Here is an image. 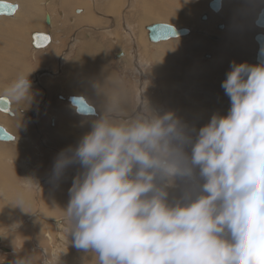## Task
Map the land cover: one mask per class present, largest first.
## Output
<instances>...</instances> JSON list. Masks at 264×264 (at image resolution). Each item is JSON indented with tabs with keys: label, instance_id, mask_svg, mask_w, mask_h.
<instances>
[{
	"label": "clouds",
	"instance_id": "9594fccd",
	"mask_svg": "<svg viewBox=\"0 0 264 264\" xmlns=\"http://www.w3.org/2000/svg\"><path fill=\"white\" fill-rule=\"evenodd\" d=\"M230 67L221 85L229 113L214 115L195 143L172 114L117 122L105 112L60 155L57 178L83 170L64 211L73 248L98 264H264V64ZM30 89L21 78L7 95L28 102ZM196 169L201 194L169 206L166 189Z\"/></svg>",
	"mask_w": 264,
	"mask_h": 264
},
{
	"label": "rangeland",
	"instance_id": "374dc122",
	"mask_svg": "<svg viewBox=\"0 0 264 264\" xmlns=\"http://www.w3.org/2000/svg\"><path fill=\"white\" fill-rule=\"evenodd\" d=\"M36 1L38 3L42 0ZM55 1H58L57 4L61 5L60 8H62L60 10H62V5L64 2H59V0ZM67 1L72 4L66 10L64 9V12L67 13L68 16L76 18V14L73 13L74 9H84L86 11L87 7L82 4L88 5L89 11L92 13L88 2H94V0ZM96 1L98 0H95V2ZM99 1H103V3L108 2L107 0ZM150 1H153L152 6L157 3L156 6L160 4L161 7L160 8L157 6V12L155 9L150 10V12L154 14L152 18H155L165 13V5H167L168 1L170 2L171 0H165L166 2L164 0ZM210 1L211 0H197V3L201 2V5L193 12V16L191 18L192 22H188L186 20L185 22H178L173 20L170 22H164V24H169L180 29L181 27H185L186 25L188 26L189 24H194L196 19H198L197 21H200V23H204L209 20V23H211L212 25L216 24L217 22H221L220 24H225L228 31L231 27L232 21H235L236 23L242 22V18H245V23L250 34L248 36L247 42L249 46L247 48V55L242 64L249 65L248 59L256 49L255 43L252 39L253 31L257 30L254 26V21L256 20L257 14L260 10V4L264 2V0L225 1L222 4L224 14L221 10H219L223 16L219 21L214 16L215 13L213 14V12H211L207 8V3H209ZM145 2V0H121L120 7L122 8H120L119 10L118 20L116 19L117 26L110 22V18H113L112 16L110 17L106 14H100L105 12V7L102 6L100 11L96 12L94 10L95 13H92L94 15V18L100 23L98 26L94 27H85L82 24L75 25L76 20L69 21L63 18L61 19V17H57L59 15L55 13L56 7L55 2H53L51 5L46 7V12L54 15L55 20V26L51 31V33L54 34V43H52L49 49L46 48L42 51H33L30 47L29 42V34L31 33V31H42L36 29L31 30L30 28L34 26V23H37L39 25L41 24V26H46L44 21H42V7L33 10L31 14L23 15V21L21 24L25 27H27L28 25L29 26L27 28H24L25 30L22 34L23 39H21L20 47L17 44L16 49H18V51H15L16 49L14 48L11 49L8 42L5 45H0V58H2L0 62V76H4L3 78H0V96L6 97L10 101L12 111L15 114L7 115L0 112V124L7 127L8 132L11 135H25V140L23 145L21 146V149L18 148V145L12 142H10L11 144L4 143L2 144L3 146H0V200L2 201V203H4L3 205L11 204L9 198L3 197L5 187L1 191V185L3 186V183L5 182L6 174L12 175L14 179V186L19 192L27 195L32 200L34 197L35 201H37L38 198L43 197L44 194H48L47 196L50 198V201L56 200L62 195L63 191L66 192L70 188L68 187V185L63 186L61 183H59L63 175L59 178L55 176V162L62 153L67 155L68 151L71 148L72 150H74L78 147L82 138L92 131V126H90V123L88 121L95 120L100 116L96 115L97 118H93L92 116L91 118H84L80 115L78 116L75 113V109L73 107L71 108L69 103L67 104L66 98L74 95L77 96V94H69L63 90V88L67 84V79L70 77H74L77 81L82 80L81 85L84 82L83 88L88 90L91 89L89 85L94 84V80H92V78H96L98 81H100L99 83L102 84V93L107 92V94L101 93L100 96L107 98L108 101L110 100L109 103H107V107H105V109L109 110L106 112H110V114L117 122L131 121L135 120L138 117H142L144 119H152L154 117H163L167 114H172L174 118L180 122L181 126L185 128V130H190L191 126L195 125V131L193 133L189 132L188 134L191 136V138L196 139L198 131L203 128V126L196 127L197 123L192 124L186 120H181V118L176 115L177 110H180V108L184 107L186 111L192 110L194 114L199 115L197 120L193 119L195 121H203V119H205V113H208L210 115H219L220 113H226V115H228L231 108V103L230 99L225 95L221 85L227 78V75H224V71H226V69H228V65L231 66V64L227 63L228 61L226 62L225 58L219 56V53L223 50L228 49L230 46H223L221 43L215 44L210 38L206 39L207 37L201 36V38H204L202 39V42L204 41V44L206 43V48L195 52H187L184 47L191 40L197 39L195 35H191L192 37H187L186 39H175L157 45H152L148 42L147 39V42L145 43L146 48L144 46L140 47V41H137V39L140 36L141 27L143 28L145 26L158 23L156 22V20H153L151 22L139 21V19L144 16L143 5L145 4ZM176 2L178 4L180 3L181 5L178 6ZM169 4L173 5V7L174 5H177L178 7H176L179 9V11H181L184 8L183 5L185 6L190 3H182L181 1L179 2V0H173V2H170ZM241 4H246L247 7H238V5ZM206 11L209 13V16H207L206 21H201L200 17L203 15H207ZM243 12H246V14H244ZM217 14L218 13H216L215 15ZM180 17L182 16H179L177 18ZM2 18L1 19L4 21L2 22V20L0 19L1 30H8L9 25H6L5 23L13 22L16 19V17L14 19H8L9 17L4 16ZM119 20L120 22H118ZM138 21L139 26L137 27L136 23ZM225 25L223 29H225ZM215 28L216 27H213V30H215ZM196 29L197 28H195V30ZM204 29L207 28L205 27ZM1 30L0 32L4 33ZM215 31L218 30L216 29ZM227 31L223 35H225ZM210 32L212 34L215 33L212 31ZM262 32L264 34V31ZM86 33L89 34L90 41L84 39L86 37H84L83 34L86 35ZM8 35L10 38L13 37L10 34ZM114 35L117 36L116 39L112 38ZM2 46H8L9 48L5 50ZM83 49H85V51L87 49L88 52H84ZM92 49H94V51ZM119 51L124 52L125 58L123 57L122 59V55L119 57L116 56ZM67 54L68 56H66ZM174 54H178L180 56V59L176 58V56L173 57ZM205 56L208 57L205 58ZM5 57H7V63L4 61ZM14 58H17V64L11 62ZM77 61L79 64L77 63ZM140 63L143 65V67H141L142 71H134V67H132V64L136 65ZM213 67L222 68L221 70H219L220 72L216 71V73H214L213 71H207V68L212 70ZM187 72L191 73V76H186ZM144 75L146 79H143ZM6 76H8L7 80L5 79ZM83 77L85 79H83ZM21 78H30L31 81H36L37 84L36 85L35 83H33L31 85L30 98L28 102H22V104L17 103L7 95L8 90ZM106 78L108 80H106ZM113 80L115 81V83ZM38 82L41 83V85ZM104 88H106V90H104ZM202 90L209 91L210 94H213L214 92L217 95H220L221 98L219 99V102L225 103V110L221 112L216 109L217 111L215 110L216 113H214L213 109H215L217 100H215L214 98H211L210 100V98L208 99L205 95H202V93L199 94V92H201ZM89 93L95 94L96 96L98 95L93 91ZM192 95L198 96L194 99V101H197L194 104L191 103L188 99V97L190 96L193 100ZM61 96L64 98H62ZM78 96L84 98L87 104L93 106L95 108L96 114H104L97 107L96 100L93 97H90L89 99L85 94H78ZM100 96H98V98ZM98 103L103 106L102 100H99ZM183 104L184 107L181 106ZM52 105L54 106V108H51ZM44 106H46L45 110L42 109L38 111L40 108H44ZM67 107L69 109L71 108V110L74 109V111H72L69 115H67L65 112V110L68 109ZM25 109L28 110L25 111ZM55 109L58 110L55 111L56 113L61 112V116H58L57 114V118H55L57 120L51 123L50 118L55 114ZM27 111L30 112L28 113ZM197 111H199L200 114L196 113ZM77 116L81 119H78ZM10 118H13L14 120H10ZM28 118H30L31 121ZM67 119H69V121H67ZM70 120H72L73 122H71ZM31 123L33 124V126ZM78 125L81 126L78 127ZM21 128L23 130H21ZM64 138H66V146H69L68 151L64 149ZM193 143H195V140L193 141ZM7 151H9V153ZM186 151L190 156L191 147H188ZM70 153L71 152L69 151L68 154L70 155ZM66 170H71V172L76 171L74 173L77 175H80L83 171L79 167V165L70 166ZM195 172L196 179L189 181L176 178L177 181L175 180L174 182L177 183L176 189H171V187H168L170 189L169 191L172 190V194L179 196V199L177 198L178 200L172 203L173 206L180 202H187L186 198H190L191 200L194 198L195 200L196 197L201 194L199 188L200 185H202L203 181L199 180V170L196 169ZM27 178H33V181L28 183L30 185L29 188L26 185V181H28ZM35 180L37 184L35 183ZM41 180H45L46 183L50 184L49 189L47 186L43 187V189L39 187V182ZM15 181L20 183V187L15 184ZM33 184H36L37 186L35 187V185ZM37 187L39 188V190ZM2 197L3 200L1 199ZM19 214L21 217H25L27 215L26 212ZM42 214L43 218L49 220L52 219L50 213ZM3 219L6 221V223L5 226H2L0 228V235H3L4 231L6 232L9 226L10 228L8 230V233L17 228V226L13 225L12 222L15 223L19 220L13 221L9 217L8 219ZM27 222L28 221L26 219V223ZM55 222L56 221L51 224V226H53V228H50L51 230H54L53 224L57 223ZM59 223L60 222H58V225ZM62 223L67 224L70 231L72 225L68 222L67 216L62 220ZM65 233H67V231L63 232L62 235H64ZM53 234L54 236H52L51 239L47 238L46 236L45 241L42 239L43 244H45L48 248H51L53 245L51 243H54L57 239L56 231H54ZM2 239L0 236V258L2 259L0 260V264H6V262L7 264H17V261L20 260H26V264H31L30 260H27L24 257L16 259L17 261L14 258H11L13 256L10 250H15L14 242L16 239H18V236H12L10 238V236L4 235ZM35 240L36 239H31V241L29 240L30 242L26 243L28 247L26 249L27 252H29V250L31 252L34 251L33 253L36 252V254L33 255L35 259H33L34 261L32 260V262H35L36 264H38L39 262L40 264H66L64 262H59L60 260L63 261L60 256L62 254L65 255L64 253L60 252L61 246L57 245V247H55L57 253L53 252L50 254L46 250H41L37 244V241ZM71 242L72 239L69 240V244H71ZM32 247L35 248L33 249ZM4 248L9 251L6 252ZM66 248H64L65 252L68 254V256L71 255L70 253L73 252V249L66 250ZM42 251L48 254L47 259L46 254H44L43 256L44 252ZM72 259V264H98V258H96L92 254L84 253L83 251L75 250V253L73 252L69 260L71 261Z\"/></svg>",
	"mask_w": 264,
	"mask_h": 264
},
{
	"label": "bare ground",
	"instance_id": "6f19581e",
	"mask_svg": "<svg viewBox=\"0 0 264 264\" xmlns=\"http://www.w3.org/2000/svg\"><path fill=\"white\" fill-rule=\"evenodd\" d=\"M3 1V0H2ZM5 2H9V3H16L18 5V9L17 11L11 16L9 17L8 19H14L16 17V19L13 21V22H6L5 24L6 25H9L8 26V30H1L3 31L4 33L0 32V45H5L9 44V47L14 48L16 49L17 48V44L19 45L20 47V42H21V39L22 38V34H23V31L25 30L24 28H27L25 27L24 25H22V21H23V15H26V14H31L33 10H36V9H39V7H42L43 8V18H42V21H44L45 23V20H46V16H48L49 18V22L45 25L47 26H44L41 24H37V23H34L33 27H31L30 29L33 30V29H36V30H42V31H31V33L29 34V42H30V47L32 48L33 51H42V50H45L46 48H50V46L52 45L53 42V37H54V34L51 33L53 27L55 26V20H54V15H52L51 13H47L46 12V7H48L49 5H51L53 2H55V13L59 16L57 17H61V19H66V20H76V23L75 25L77 24H82L84 25L85 27H94V26H98L100 23L94 18V15L92 13H95L94 10L97 12V11H100L101 10V7L104 6L105 9H104V13H100V14H106L108 16H112L113 18H110L111 21L114 25L117 26V20H118V14H119V10L121 6V0H107L108 2L106 3H103V1H96L94 0L93 1H89L88 4L90 5V9L92 10V13L89 11V6L86 5V4H82L84 5L86 8V11L84 9H74L73 13L76 14V18L75 17H72V16H68L67 13L64 12V9L66 10L67 8H69V6H71L72 4H70V2H68L67 0H59L64 2L63 3V9L60 10V4H57L58 1H55V0H44V3H43V0L42 1H39L37 3L36 0H17L15 2V0H4ZM82 1V0H80ZM88 1V0H87ZM145 4L143 5V14L144 16L141 17V19H139V21H143V22H151L153 20H156V22L158 23H164V22H170V21H178V22H185L188 21V22H192L191 18L193 16V12L198 8L200 7V3H197V0H179V2L181 1L182 3L183 2H187V3H190L188 5H183V9L181 11H179V9L177 8L179 5H181L180 3L178 4L177 2V7L174 5H171L169 4L170 2H173V0H171L170 2L168 1L166 8H164V11L165 13L160 15L159 17H155V18H152V16L154 15L153 13L150 12L151 9H155L156 12H157V6L160 7V4H158L156 6V4L154 6H152L153 4V1H150V0H145ZM165 1V0H164ZM176 1V0H174ZM212 1V0H211ZM225 1H233V0H223L221 2V8L220 10L223 12V8H222V4L223 2ZM166 2V1H165ZM87 3V2H86ZM210 3V2H209ZM207 3V8H208V4ZM62 4V3H61ZM45 5V6H44ZM205 5V4H204ZM238 7H244L246 8L247 5L244 4V5H238ZM161 8V7H160ZM163 8V7H162ZM177 8V9H176ZM264 8V2H262L260 4V10ZM176 9V10H175ZM259 10V12H260ZM258 12V13H259ZM218 14L215 15L214 13V16L217 18V20L219 21L222 16L221 12L218 11L217 12ZM244 14H246V12H243ZM156 14V13H155ZM182 14V15H181ZM204 14V13H203ZM206 14L207 15H203L206 17L205 20H202L201 17V21H206L207 20V16H209V13L206 11ZM224 14V12H223ZM258 15V14H257ZM102 16V15H101ZM147 16V17H146ZM179 16H182L180 18H177ZM3 16H0V19L2 18ZM177 18V19H176ZM3 19V18H2ZM1 19V20H2ZM5 19V18H4ZM117 19V20H116ZM109 20V19H108ZM114 20V21H113ZM198 19L195 20V23L194 24H189L188 26L186 25L185 27H181L180 29H187L189 30V33L187 36H184V37H179L178 39H186L187 37H192L195 35V37H197V39H193L191 40L184 48L185 50L188 52V51H198V50H202V49H205L206 46L204 44V41L202 42V39L204 38H201V36L203 37H207L206 39H211L215 44L216 43H221L223 46H230L228 49L226 50H223L222 52L219 53V56H221L222 58H225L226 62L229 63V64H233V62L236 64V65H240L242 64V62L245 60V57L247 55V48L249 47L248 46V36H249V31L247 29V26H246V23H245V18H242V22H235V21H232V24H231V27L229 28V30L227 31V26L225 24H220L219 22H217L216 24L212 25L211 23H209V20L207 22H204V23H200V21L198 22L197 21ZM223 20V19H222ZM4 20H2L3 22ZM139 21L136 23L137 24V27L139 26ZM75 22V21H74ZM102 22V21H101ZM120 22V20L118 21ZM142 22V23H143ZM1 24V23H0ZM43 24V23H42ZM95 24V25H93ZM156 24V23H155ZM203 24V25H202ZM218 24V25H217ZM121 25V24H120ZM129 25V24H128ZM152 25V24H151ZM216 25V26H215ZM224 25H225V29L224 28ZM149 26V25H148ZM192 26V27H191ZM188 27V28H187ZM197 28L195 30V28ZM207 28V29H204V28ZM213 27H216L215 30L217 29L218 31H215L213 30ZM103 28V27H101ZM147 26L145 27H141V30H140V36L139 38L137 39V41H140V47H145V43L147 42V39H148V34H147V30H146ZM223 29V30H222ZM257 30H254L253 33H252V39H254V36L258 33H263L262 29H258L256 28ZM90 30V29H89ZM105 30V29H104ZM114 30V29H113ZM212 32H215V33H211L210 31ZM259 30V31H258ZM12 31V32H11ZM227 31V33L225 35H223L225 32ZM33 33H42V34H46V35H49L50 37V42L47 46H45L44 48H40V49H35L33 48L32 46V34ZM10 34L11 36L13 37H9ZM113 34V32H112ZM91 35V34H90ZM192 35V36H191ZM84 39H87L90 41V36L88 33L83 34ZM113 39H116L117 36L114 35L112 37ZM137 38V36H136ZM141 38V39H140ZM95 39V38H93ZM176 39V40H178ZM171 40H175V39H171ZM171 40H168V41H171ZM210 40V41H211ZM168 41H165V42H168ZM254 41V40H253ZM116 42V41H115ZM148 42L151 43L148 39ZM138 43V42H137ZM161 43H164V42H159V43H151L152 45H157V44H161ZM255 43V42H254ZM219 45V44H218ZM208 46V45H207ZM5 50H7L9 47H5V46H2ZM87 47V46H86ZM255 51L252 53L251 57L248 59L249 60V65L250 66H259L257 63H255V53L257 51V45L255 43ZM66 48V47H65ZM146 48V47H145ZM10 50V49H9ZM68 50V49H67ZM94 51V49H92ZM15 51H18V49H16ZM84 52H88L87 49L85 51V49H83ZM96 51V50H95ZM178 51V50H176ZM69 52V51H68ZM22 53V52H21ZM70 53V52H69ZM74 53V52H73ZM115 53H116V50H115ZM96 54V53H95ZM81 55V54H80ZM122 55V56H121ZM68 56V54L66 55ZM72 56V55H71ZM117 57L121 56L122 59L123 57L125 56L124 52L123 51H119L117 54H116ZM176 56V58H179L180 59V56L178 54H174L173 57ZM208 57V56H205V58ZM210 57V55H209ZM63 58V57H62ZM125 58V57H124ZM64 59V58H63ZM121 59V60H122ZM211 59V57H210ZM2 58H0V62H1ZM7 57L4 58V61L7 63ZM177 60V59H176ZM247 60V61H248ZM60 61V60H59ZM63 61V60H62ZM205 61V60H204ZM211 61V60H210ZM11 62H14L15 64L18 63V60L17 58H14ZM206 62V61H205ZM78 63V61H77ZM223 63V61H222ZM63 64V63H62ZM79 64V63H78ZM64 65V64H63ZM134 67V71H138V70H141L142 71V68L143 65L140 63V64H132ZM62 66V65H60ZM131 66V65H130ZM23 67V66H21ZM101 67V66H100ZM131 67V69H132ZM20 68V67H19ZM218 68V69H217ZM222 67H213L212 70L208 69L207 68V71H213L214 73L217 72H220L219 70H221ZM205 69V68H203ZM231 70V67L228 65V69H226V71H224V75H227L228 72H230ZM140 71V72H141ZM62 73V72H61ZM135 73V72H134ZM14 74V73H12ZM82 74V73H81ZM90 74V73H89ZM131 74V73H130ZM136 74V73H135ZM175 74V72H174ZM95 75V74H94ZM103 75V74H102ZM101 75V76H102ZM217 75V74H216ZM74 76V75H72ZM186 76H191V73L187 72L186 73ZM4 76L1 75L0 78H3ZM33 77V76H32ZM85 77V76H84ZM83 77V79H85ZM91 77V76H90ZM113 77V76H112ZM111 77V78H112ZM8 76L5 77V79L7 80ZM80 78V77H79ZM105 78V77H104ZM109 78V77H108ZM145 78V75L143 77V79ZM27 79H30V78H27ZM114 79V78H113ZM146 79V78H145ZM92 80H94V84L93 85H89V87L91 88L90 90L88 89H84L83 88V84L81 85V81H77L75 80L74 77H70L67 79L66 81V86L63 88V90L66 92V93H69V94H77V96H71V97H79L78 94H85L89 99L90 97H93L95 100H96V105L97 107L99 108V110L102 112V113H105L106 111H109L107 109H105V107H107V103H109V101L107 100V98H104V97H101V93H102V90H101V85L96 78H92ZM102 80V79H101ZM106 80H108L106 78ZM110 80V79H109ZM112 80V79H111ZM115 80V79H114ZM113 80V81H114ZM222 80V78H221ZM220 80V81H221ZM39 81H42V80H39ZM105 81V80H104ZM30 84L32 85L33 83L36 84V81L33 82L31 81V79L29 80ZM87 82V81H86ZM93 82V81H92ZM106 82V81H105ZM39 83V82H38ZM104 83V82H103ZM111 83V82H109ZM115 83V81H114ZM41 85V83H39ZM38 84V86H39ZM37 85V84H36ZM88 86V84H87ZM107 86V85H106ZM109 88V87H108ZM104 90H106V88H104ZM93 91V92H96L98 95L96 96L95 94H92V93H89V92ZM1 92V90H0ZM4 92V91H3ZM104 93V92H103ZM102 93V94H103ZM107 94V92H105ZM104 93V94H105ZM202 93V95H205L208 99L210 98H214L215 100H217V104H215V109L214 110V113L215 110H219L221 112H223L226 108V105L225 103H220L219 102V99L221 98L220 95H217L216 93L213 92V94H210L209 91H205V90H202L201 92H199V94ZM98 96H100L98 98ZM62 97V96H61ZM70 97V96H69ZM68 97V98H69ZM198 96L196 95H192V98L193 100L191 99V97L189 96L188 99L190 100L191 103H196L197 101H194L195 98H197ZM0 98H3L0 96ZM6 98V97H4ZM64 98V97H62ZM67 99V98H66ZM138 99V98H137ZM99 100H102L103 102V106H101L98 102ZM65 101V99H64ZM10 103V101H9ZM22 104V102H20ZM25 103V102H24ZM68 104V103H67ZM70 105V104H69ZM142 105V104H141ZM56 106V105H55ZM184 107V104L181 105ZM28 107V106H27ZM57 107V106H56ZM71 107V106H70ZM46 106H44V108H40L38 111L40 110H45ZM51 108H54V106L52 105ZM65 108H66V105H65ZM68 108V107H67ZM72 108V107H71ZM71 108L69 109H66L65 112L67 115H69L72 111H74V109L71 110ZM24 109V108H23ZM144 109V108H142ZM22 110V109H21ZM28 110V109H25V111ZM57 109L54 110V112L56 111ZM216 110V111H217ZM58 111V110H57ZM28 113L30 111H27ZM96 112V111H95ZM156 112V111H155ZM10 113L11 115L14 114L13 111H12V108H11V103H10ZM167 113V112H166ZM196 113H199V111H197ZM57 114L58 116H61V112H58L54 115L51 116L50 118V121L51 123H53L55 120V118H57ZM200 114V113H199ZM202 114V113H201ZM15 115V114H14ZM13 115V117H14ZM96 115H101V114H95V116H92L93 118H97ZM181 120H186L188 121L189 123H192V124H196V127L198 126H203L205 127L206 125H208L211 121V118L216 115H210V114H206L204 115L205 119H203V121H195L193 119H198L199 115L197 114H194L192 110H188L186 111L185 110V107L184 108H180V110H177V114ZM7 116V115H6ZM79 116V115H78ZM77 116V118H78ZM201 116V115H200ZM217 116H220V117H227L226 113H220L219 115ZM8 117V116H7ZM20 117V116H19ZM81 117H84V118H91V116H81ZM136 117V116H135ZM13 119V118H10V120ZM30 120V118H28ZM33 119H36V118H33ZM78 119H81V118H78ZM83 119V118H82ZM14 120V119H13ZM38 120V119H37ZM31 121V120H30ZM29 121V122H30ZM36 121V120H35ZM67 121H69V119H67ZM71 122H73L72 120H70ZM92 121L94 120H89L88 122L90 123V126H92ZM33 122V121H32ZM37 122V121H36ZM92 122V123H91ZM82 123V122H80ZM28 124V123H27ZM32 124V123H31ZM74 124H77V123H74ZM54 125V124H53ZM3 128L6 129V131L8 132V128L1 125ZM28 126V125H27ZM30 126V124H29ZM33 126V124H32ZM81 125H78V127H80ZM195 125L191 126L190 130H186L187 133L191 132L193 133L195 130ZM21 130H23L21 128ZM14 140L12 141V143H15L16 145H18L21 149V146L23 145L24 143V140H25V135L21 134V136H14L12 135ZM196 140L195 138H192V141ZM7 143H10V142H7ZM2 144H4L3 142H0V146H3ZM11 144V143H10ZM68 147L69 146H66V148H64L65 150L68 151ZM72 150V148L70 149ZM2 151V149H1ZM22 151V150H21ZM9 153V151H7ZM57 153H61V152H57ZM69 153V151H68ZM67 153V155H69ZM72 154V152L70 153V155ZM22 165V164H21ZM74 172L76 171H72L71 170H66L63 174V177L61 178L60 182L63 186H66L68 185V187H70L66 192H62V195L57 198L56 200H52L50 201V198L47 196L48 194H44L43 197L41 198H38L37 201L34 200V197H33V200L28 197L27 195H24L22 194L21 192H19L15 186H14V179L12 177V175L10 174H6L5 175V182L3 183V186L1 185V191L2 189L5 187V191L3 193V197L4 198H9L10 201H11V204L10 205H3L4 203H2V201L0 200V228L2 226H5V223L6 221L3 219V218H6L8 219L11 218V220H19L18 222H12L13 225L17 226L14 227L16 228L15 230H12L8 233V230L10 228H8V230H6V232L4 231V234L0 235L1 236V239L4 235H8L10 236V238L12 236H18V239L15 240L14 242V248L15 250L11 251V254L13 257L11 258H14L15 260L18 259V258H21V257H24L25 259L27 260H30V263L31 264H36L35 262H32L33 259H35L33 257L35 253L31 252L29 250V252L26 251V249L28 248L26 243L30 242L31 239H36L35 241H37V244L38 246L40 247V249L42 250H46L47 252H49L50 254L55 252L57 253V250L55 249V247H57V245L61 246V250L60 252L64 253L65 255H61L60 258L63 259V261H59L60 263H66V264H72V261L73 259L70 261L69 259L71 258L73 252L75 253V248H73L71 245H72V242L71 244H69V240H71V236H70V231H69V228L68 226L65 224L62 223V220L66 217L64 211H66L67 209V206H68V203H69V200H70V197H69V190L71 189V186L73 185V181L75 180V178L78 176L77 174H75ZM26 176V175H25ZM27 177V176H26ZM28 179V178H27ZM46 179V178H45ZM8 181V183H7ZM33 181V178H29L28 181H26V185L28 186L29 188V182ZM39 181V180H38ZM47 181H50V180H47ZM177 181V180H176ZM22 182V181H21ZM35 183H36V180H35ZM15 184L20 187V183L15 181ZM37 184V183H36ZM36 184H33L35 185V187L37 186ZM49 183H46L45 180H41L39 182V187H41L43 189V187L47 186L48 189H49ZM188 185V184H187ZM157 186H160L162 187L163 185L159 183V181H157ZM183 186V185H182ZM34 187V186H33ZM171 189H176L177 187V183H174L172 184V186H170ZM38 188V187H37ZM185 188V187H184ZM40 189V190H42ZM47 189V191H48ZM8 190V191H7ZM37 190V189H36ZM39 190V188H38ZM37 190V191H38ZM170 189L167 188L166 191L168 193V200L166 201V203L169 204V206H173L172 203L176 202L178 199H179V196H176L175 194H172L171 191H169ZM46 191V192H47ZM175 191V190H174ZM35 193V192H34ZM180 193V192H179ZM182 193V191H181ZM180 193V194H181ZM38 194V192H37ZM37 196V195H36ZM3 197L1 198L3 200ZM178 198V199H177ZM185 199V198H184ZM7 200V199H6ZM8 201V200H7ZM19 201H23V205H24V210H22L21 208L17 207L18 205V202ZM192 201H194V198L192 199ZM11 207V208H10ZM26 212L27 215L25 217H21L19 213H24ZM42 213H50V215L52 216V219L49 220V219H46V218H43V214ZM57 216V217H55ZM27 219V223H26V219ZM30 219V220H29ZM55 219V220H53ZM62 219V220H61ZM54 221H56L55 223L56 224H53L54 225V230L50 229V228H53V226H51L52 223H54ZM58 222L59 225H58ZM64 222V221H63ZM26 223V224H25ZM9 225V224H8ZM19 227V228H18ZM13 228V229H14ZM4 229V227H3ZM58 229V230H57ZM67 229V230H65ZM54 231H56V241L54 243H51L53 244L52 247L48 248L45 244H43V241L42 239L45 241V236L49 239H51L52 236H54ZM67 231V233H65L64 235H62L63 232ZM48 232V233H47ZM52 234V235H51ZM62 235V236H61ZM31 237V238H30ZM30 240V241H29ZM51 241V240H50ZM2 242H3V239H2ZM57 243V244H56ZM31 244V243H30ZM33 245V244H32ZM31 246V245H30ZM37 247V246H36ZM67 247V248H66ZM2 248V247H1ZM33 248V247H32ZM35 248V247H34ZM33 248V249H34ZM64 248H66V250H71L73 249V252H71L68 256V254L65 252ZM5 249V248H4ZM6 252H8L9 250L5 249ZM44 252V251H42ZM44 254H46V259L48 258V254L46 252L43 253V256ZM54 256V255H53ZM52 256V257H53ZM55 258V257H54ZM45 259V260H46ZM56 259V258H55ZM0 260H2L0 258ZM44 260V261H45ZM17 261V260H16ZM34 261V260H33ZM47 262V261H46ZM70 262V263H69ZM81 262V261H80ZM7 264V262H6ZM40 264V262L38 263ZM49 264V263H48Z\"/></svg>",
	"mask_w": 264,
	"mask_h": 264
},
{
	"label": "water",
	"instance_id": "95a60500",
	"mask_svg": "<svg viewBox=\"0 0 264 264\" xmlns=\"http://www.w3.org/2000/svg\"><path fill=\"white\" fill-rule=\"evenodd\" d=\"M17 0H15L16 2ZM223 0H212L208 4V9L217 13L221 8V2ZM0 5L10 6L9 8L0 9V16L11 17L13 14H5L9 12H16L18 5L16 3H9L5 1H0ZM202 20H205L206 17L202 16ZM49 22L48 16H46L45 23ZM255 28L264 30V8L260 10L257 15L256 20L254 21ZM148 39L151 43L165 42L171 39H178L179 37L187 36L189 30L187 29H178L172 25L164 23H156L147 26L146 28ZM32 46L35 49L44 48L50 42L49 35L42 33H33L32 34ZM254 42L257 45V51L255 53V63L258 65L264 64V34L258 33L254 36ZM67 103L75 109V113L80 116H95V108L87 104L86 100L82 97H69L66 99ZM0 112L3 114L11 115L10 113V103L7 98H0ZM14 140L13 136L6 131L5 128L0 126V142L7 143Z\"/></svg>",
	"mask_w": 264,
	"mask_h": 264
},
{
	"label": "snow or ice",
	"instance_id": "6c2138e0",
	"mask_svg": "<svg viewBox=\"0 0 264 264\" xmlns=\"http://www.w3.org/2000/svg\"><path fill=\"white\" fill-rule=\"evenodd\" d=\"M10 6H7V5H0V9H3V8H9ZM5 14H14V12H9V13H5Z\"/></svg>",
	"mask_w": 264,
	"mask_h": 264
},
{
	"label": "crops",
	"instance_id": "0c3cea01",
	"mask_svg": "<svg viewBox=\"0 0 264 264\" xmlns=\"http://www.w3.org/2000/svg\"><path fill=\"white\" fill-rule=\"evenodd\" d=\"M64 141H65V144H64V148H66V138H64ZM67 224H65V226H66ZM72 227V226H71ZM70 227V228H71ZM69 228V227H68Z\"/></svg>",
	"mask_w": 264,
	"mask_h": 264
}]
</instances>
